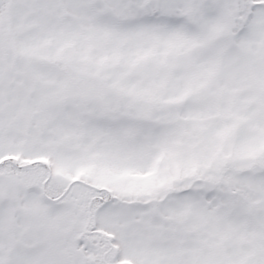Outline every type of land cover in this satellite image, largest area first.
Returning <instances> with one entry per match:
<instances>
[{"label": "snow or ice", "instance_id": "obj_1", "mask_svg": "<svg viewBox=\"0 0 264 264\" xmlns=\"http://www.w3.org/2000/svg\"><path fill=\"white\" fill-rule=\"evenodd\" d=\"M0 264H264V0H0Z\"/></svg>", "mask_w": 264, "mask_h": 264}]
</instances>
